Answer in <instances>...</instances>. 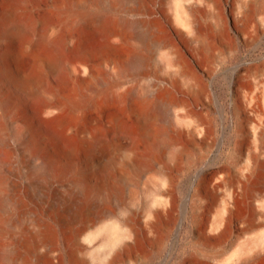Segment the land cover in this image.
<instances>
[{"label": "bare ground", "instance_id": "6f19581e", "mask_svg": "<svg viewBox=\"0 0 264 264\" xmlns=\"http://www.w3.org/2000/svg\"><path fill=\"white\" fill-rule=\"evenodd\" d=\"M147 1L0 0V264H138L166 249L172 218H188L187 193L176 199L179 167L218 145L208 104L217 99L191 56L209 70L210 34L222 39L229 21L222 0H159V15ZM230 3L233 40L248 43L264 29V0ZM134 32L137 49L168 52L143 86L148 58L120 54L135 47ZM237 66L232 156L193 170L197 246L178 264H257L264 252V235L240 242L264 226V210L241 208L262 196L248 185L264 177V61ZM129 71L136 80L123 90ZM122 94L133 97L132 123L102 112ZM149 102L169 112L163 130ZM211 192L215 210L204 196Z\"/></svg>", "mask_w": 264, "mask_h": 264}, {"label": "rangeland", "instance_id": "374dc122", "mask_svg": "<svg viewBox=\"0 0 264 264\" xmlns=\"http://www.w3.org/2000/svg\"><path fill=\"white\" fill-rule=\"evenodd\" d=\"M160 1L159 0L147 1L149 6L151 4L150 7L152 8V10L154 9V11L157 12V15L160 14V10H161ZM230 1L231 0H222L223 10L229 21V26L226 30L225 35L221 39L219 36H217L214 33V31H212L209 37V40L213 44L212 53L210 57L211 62L209 63L210 65L209 70H207L202 65L204 64V62L200 63L199 61L195 60L193 56H191V58L195 62V65H197L198 68L201 70V72L206 75L205 78L206 84L204 83V85L205 86L207 85L206 86L207 90L209 89V91H211V93L215 95L218 101V104L217 101H215V99H213L212 103L207 102L208 104L211 105L210 108L212 115L210 114V119H211L210 126L212 127L211 129L213 132H217L216 139L218 145L212 148V151L205 160L200 158L199 154H197L194 151L192 152L193 154L192 157L189 156V158L183 160L182 164L179 167L178 177L180 181V190H178L176 193V199L178 201L180 197L186 195L187 193L188 196L187 219L189 222L186 219L184 223L179 225V222H177L172 218L171 220L172 222H170L169 236L166 242V249L164 250L165 252L163 251L159 255L152 254L149 257H147L144 261L138 264L141 263L158 264L163 259H167V262L169 261L168 264H175V263L178 264L184 262L188 256L194 255V250L197 244L194 241L193 237L191 236V232H192V210H191L192 189L191 188L194 181H196L197 177L193 175L194 172L193 170H195V168L208 167V166L214 167L216 165L225 164L232 156V150L234 146L233 139H235V135H236L235 132H238L236 126L237 120L234 117L231 110L232 83L236 72L235 69L238 67L237 66L238 64L247 67L251 65H258L264 61V29L263 30L260 29L261 31H258V33L254 35V39H252L253 41L251 40L248 43H246L243 39H239L235 42L233 40L234 39L233 37H236V35H235L234 27L232 26V24L234 25V23L232 21V14H231L232 4L230 3ZM42 6L44 8V5ZM43 8L38 9V11L43 13L44 12ZM121 15H123L127 21L135 20L137 18L135 15H133V13L127 11L125 12L122 11ZM139 36L140 34L136 32H134V34L132 35V42L135 45V47H133L130 42L129 44L121 48L120 54L124 58H126L127 55L131 56L133 51L137 49L136 45L137 42H139L137 40ZM26 37H21L20 40L23 41L26 39ZM171 40L178 42L180 45H182L184 49L186 48L185 44L182 41L178 40L177 37L173 36ZM137 51L141 55L147 57L150 62L149 66L147 67L146 74L138 78L139 79L138 83L140 84V86H143L146 83H148V81H152L155 79L150 64H156L160 62L162 58L168 55V52L167 49L162 45H156L155 47H153V49L138 47ZM134 74L135 73H132V71H129L127 73L126 78L123 80L124 81L123 90H127L130 86H132L135 83L136 79L134 78ZM132 98L133 97H131L130 94L128 96L122 94L116 97L109 98L106 104H104L102 112L106 116L120 115L123 118H125V120L128 123H132L133 116L131 115V111H130ZM220 104H222L225 108L226 111L225 116H222L220 113V109H219ZM148 109L150 114H152V116L155 117L156 124L159 127V129L163 130L165 128L166 122L170 118L169 112H166L164 108H161L159 106L151 105L150 102L148 104ZM219 132L221 135L219 134ZM152 175L153 172H148L146 174V177L142 179L141 185L143 187H146V184L144 183V179H147V177H150ZM254 184H258L260 186V189L262 190V196H260L258 200L255 201V205H254L255 208L253 206H249L246 202L241 203L242 211L247 216L251 215L254 209L258 212H262L264 210L263 209L264 208V177L261 176L258 179L253 178L251 183L249 182L248 188H250ZM204 196L207 199L206 203L213 205L212 209L215 210L216 208H218L220 202L219 194H216L215 192L214 193L211 192L208 194L205 193ZM148 197L145 195L146 201H148ZM242 227H244V225H242ZM257 235H264V226H261L255 231L242 234L240 242L242 241L241 243L244 244L249 243L248 241H252V239L255 238ZM230 242L231 241L229 240L227 244H230ZM184 253L185 255L183 256ZM256 263L264 264V252L261 253Z\"/></svg>", "mask_w": 264, "mask_h": 264}]
</instances>
